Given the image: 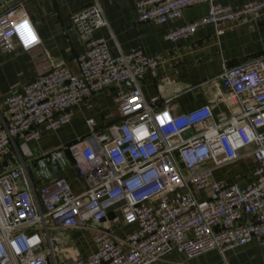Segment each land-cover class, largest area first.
Masks as SVG:
<instances>
[{
    "label": "built area",
    "instance_id": "built-area-1",
    "mask_svg": "<svg viewBox=\"0 0 264 264\" xmlns=\"http://www.w3.org/2000/svg\"><path fill=\"white\" fill-rule=\"evenodd\" d=\"M205 3L207 14L168 31L177 41L203 25L216 34L257 16L264 2L240 9L219 0H141L138 19L165 23L182 17L187 7ZM87 40L78 71L54 66L4 98L0 115V264H56L64 253L72 264H152L172 251L187 258L243 246L259 238L264 246V55L237 65L223 63L218 80L227 113L216 120L210 105L181 114L144 98L139 86L153 59L139 51L111 55L106 40L93 38L107 27L96 0L72 18ZM26 26V27H25ZM35 37L26 43L21 35ZM40 43L21 2L0 10V51H29ZM129 83L130 88H124ZM114 87L119 117L102 127L87 118L85 136L66 145L84 190L57 176L35 190L24 156L43 131L69 123L73 107ZM247 149L257 162L246 186L221 184L214 170L236 161ZM14 151L15 156H11ZM41 160V159H40ZM195 192L205 196L198 198ZM215 196V198H213ZM111 211L120 224L135 225L123 237L106 224ZM92 229L95 248L82 257L61 246L58 230ZM52 260V262L50 261Z\"/></svg>",
    "mask_w": 264,
    "mask_h": 264
},
{
    "label": "crops",
    "instance_id": "crops-1",
    "mask_svg": "<svg viewBox=\"0 0 264 264\" xmlns=\"http://www.w3.org/2000/svg\"><path fill=\"white\" fill-rule=\"evenodd\" d=\"M103 8L108 26L92 33L93 38L106 40L111 55L119 51L140 52L153 59V69L143 72L139 86L146 101L162 106L171 99L169 110L173 114L191 111L203 105L212 107L216 120L227 113L222 101L224 90L220 87L218 75L223 63L237 65L264 55V7L257 16L246 15L239 25L224 28L216 34L214 25H203L187 38L175 42L165 40V34L174 28L194 21L207 14L205 3L187 7L181 18L159 24L140 21L136 4L141 0H96ZM223 5L240 9L250 2L264 0H219ZM21 2L33 22L40 39L39 45L29 51L19 47L10 52L0 51V115L4 111V98L39 78L54 66H64L73 73L78 71L77 61L87 51V40L76 33L72 24L73 16L86 9L91 0H0V10L7 4ZM129 83L124 88H130ZM114 87H106L102 92L88 97L73 107L69 123L57 131H43L39 140L28 144L30 154L24 156L27 172L35 190L57 176L66 177L74 191L84 190V184L67 157L65 146L86 135L87 118H93L97 127H102L118 119L119 113L113 101ZM62 151L69 166L57 159L54 172L39 170L42 157ZM248 150H243L247 152ZM15 156L12 151L11 156ZM71 163V164H70ZM256 160L247 153L234 162L214 170V178L221 184H250L254 179ZM264 169V166L262 167ZM49 173H48V172ZM198 198L203 192H195ZM120 215L111 211L106 224L112 225L114 233L123 237L135 225L120 224ZM57 239L64 248L75 249L82 257H87L95 248L92 229L58 230ZM52 262V260L50 259ZM56 264H72L64 253L57 254ZM152 264H264V246L259 238L223 253L212 250L194 258L172 251Z\"/></svg>",
    "mask_w": 264,
    "mask_h": 264
},
{
    "label": "water",
    "instance_id": "water-1",
    "mask_svg": "<svg viewBox=\"0 0 264 264\" xmlns=\"http://www.w3.org/2000/svg\"><path fill=\"white\" fill-rule=\"evenodd\" d=\"M57 159L61 160L65 164L66 167L69 166L65 153L62 151H59L56 153H52L49 156L42 157L38 164L39 170L46 169V170H51L54 172L53 164ZM213 198H215V196H213Z\"/></svg>",
    "mask_w": 264,
    "mask_h": 264
},
{
    "label": "snow or ice",
    "instance_id": "snow-or-ice-1",
    "mask_svg": "<svg viewBox=\"0 0 264 264\" xmlns=\"http://www.w3.org/2000/svg\"><path fill=\"white\" fill-rule=\"evenodd\" d=\"M25 27H26V26H25ZM21 35H22V37H24L26 43H31V42H33L34 39H35V38L32 36L33 38L31 39V41H28V40L26 39V36H24V30H23V29L21 30Z\"/></svg>",
    "mask_w": 264,
    "mask_h": 264
},
{
    "label": "clouds",
    "instance_id": "clouds-1",
    "mask_svg": "<svg viewBox=\"0 0 264 264\" xmlns=\"http://www.w3.org/2000/svg\"><path fill=\"white\" fill-rule=\"evenodd\" d=\"M32 38H33V37H32L31 35L26 36V39H27L28 41H31ZM34 38H35V37H34Z\"/></svg>",
    "mask_w": 264,
    "mask_h": 264
},
{
    "label": "trees",
    "instance_id": "trees-1",
    "mask_svg": "<svg viewBox=\"0 0 264 264\" xmlns=\"http://www.w3.org/2000/svg\"><path fill=\"white\" fill-rule=\"evenodd\" d=\"M67 153V152H66ZM67 157H69V154L67 153ZM70 158V157H69Z\"/></svg>",
    "mask_w": 264,
    "mask_h": 264
}]
</instances>
